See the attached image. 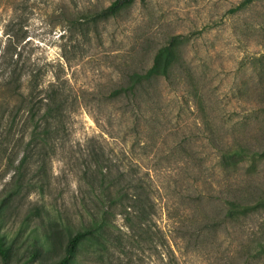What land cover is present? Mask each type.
Here are the masks:
<instances>
[{
	"label": "rangeland",
	"instance_id": "374dc122",
	"mask_svg": "<svg viewBox=\"0 0 264 264\" xmlns=\"http://www.w3.org/2000/svg\"><path fill=\"white\" fill-rule=\"evenodd\" d=\"M112 1L0 0L2 50L12 44L47 82L66 81L75 98L70 141L53 161L46 203L63 214L60 221L71 220L82 203L72 151L98 137L116 163L150 175L155 221L178 264H264V0H134L117 18L100 21ZM172 36H180L174 86L155 84L151 104L112 99L121 78L147 69ZM229 149L243 156L231 167ZM11 177L0 159V192ZM229 197L263 205L232 220ZM21 222L7 225L12 235ZM112 222L123 236L119 248L95 252L86 243L80 264H163L157 232L153 242L142 241L129 236L121 217ZM203 226L198 241L179 238ZM30 230L0 264H55L65 255L67 231L57 230L44 253L27 242Z\"/></svg>",
	"mask_w": 264,
	"mask_h": 264
},
{
	"label": "trees",
	"instance_id": "16d2710c",
	"mask_svg": "<svg viewBox=\"0 0 264 264\" xmlns=\"http://www.w3.org/2000/svg\"><path fill=\"white\" fill-rule=\"evenodd\" d=\"M253 1L256 0L245 3ZM133 2L114 0L100 10L98 19L117 18ZM179 37L172 36L167 45L157 48L147 69L133 70L121 78L110 97L134 106L151 104L156 96L155 84L166 82L173 87L177 65L175 46ZM74 101L66 81L56 76L47 82L45 73L23 61L12 44L3 50L0 47V159L8 172H12L0 192V258L3 261L9 258L21 233L30 226L32 242H27L44 253L55 246L57 230L67 231L65 255L55 264H80V249L86 243L90 249L97 246L95 252L108 251L109 245L119 248L123 236H120L122 233L115 235L112 219L121 217L134 239L153 242L154 231L157 232L161 254L166 258L163 264H178L167 236L155 221L157 204L150 175L142 173L138 164L126 169L116 163L112 150L98 137L89 138L83 145L79 144L77 151H72L73 158L77 156L76 182L82 203L71 220L60 221L63 214L54 212L46 203L47 194L53 190L50 177L53 161L65 153L70 141ZM225 159L231 167L242 161L243 156L239 150L229 149ZM33 195L37 196L34 201L30 200ZM226 202L228 218L232 220L248 219L263 205L260 201H242L235 197H229ZM20 216L21 228L12 235L7 225ZM40 229L43 234L38 235ZM205 230L203 226L182 233L179 238L198 241ZM259 245L264 253V241Z\"/></svg>",
	"mask_w": 264,
	"mask_h": 264
}]
</instances>
